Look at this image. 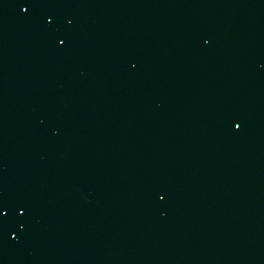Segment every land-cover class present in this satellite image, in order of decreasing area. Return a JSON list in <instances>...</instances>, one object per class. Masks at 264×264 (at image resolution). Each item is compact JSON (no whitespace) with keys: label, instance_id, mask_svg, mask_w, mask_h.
<instances>
[{"label":"water","instance_id":"95a60500","mask_svg":"<svg viewBox=\"0 0 264 264\" xmlns=\"http://www.w3.org/2000/svg\"><path fill=\"white\" fill-rule=\"evenodd\" d=\"M0 264H264V0H0Z\"/></svg>","mask_w":264,"mask_h":264}]
</instances>
